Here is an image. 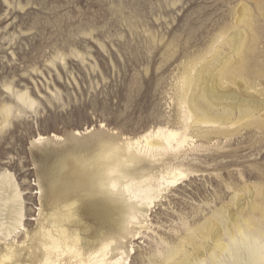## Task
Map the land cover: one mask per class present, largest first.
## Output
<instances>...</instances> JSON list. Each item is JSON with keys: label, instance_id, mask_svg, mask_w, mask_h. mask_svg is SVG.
<instances>
[{"label": "rangeland", "instance_id": "rangeland-1", "mask_svg": "<svg viewBox=\"0 0 264 264\" xmlns=\"http://www.w3.org/2000/svg\"><path fill=\"white\" fill-rule=\"evenodd\" d=\"M243 62L241 77L222 79ZM205 70L204 86L225 96L218 103L234 105L229 133L208 141L195 137L206 127L191 130L192 150L144 162L152 175L172 165L188 177L164 192L143 228L128 227L126 264H157L211 219L225 230L226 218L264 204V0H0V110L11 108L7 127L0 115V177L13 176L24 216L10 238L0 232V256L16 254L5 263L39 264L31 256L43 215L80 178L81 200L63 223L81 247L116 224L125 230L124 203L98 185L116 174L110 147L159 127L182 130L186 77ZM25 93L33 107L17 99ZM244 104L260 112L244 116Z\"/></svg>", "mask_w": 264, "mask_h": 264}, {"label": "bare ground", "instance_id": "bare-ground-1", "mask_svg": "<svg viewBox=\"0 0 264 264\" xmlns=\"http://www.w3.org/2000/svg\"><path fill=\"white\" fill-rule=\"evenodd\" d=\"M244 65L243 62L236 68L226 66L222 79L229 80L227 77L230 75L241 77L245 73ZM205 73L206 70L195 78H192L190 74L186 77V86L182 89L181 98L182 109L185 110L182 130L159 127L140 135L133 141L130 140L123 149L110 147L107 158L113 166L108 169V172L116 174L109 175L98 185L102 194L111 195L114 202L124 203L119 210L123 219L130 218L125 230L122 224H116L112 227L113 229L111 228L113 232L102 233L99 239L97 238L85 248L81 247L79 237L70 233L63 223L69 217L65 216L64 209L81 200L80 191L83 180L80 178L79 182L73 186L67 200L53 202L50 213L43 215L38 236L34 238V245L40 254H38L40 259L36 253L32 254L31 257L35 262L59 264L57 262L61 257H70L76 264H126L127 261L129 262L128 258L133 253V249L125 250L124 241L125 235L128 234V227L140 225V228H143L142 219L148 216L150 209L160 201L164 192L170 187L181 185L182 181L188 177L181 167L165 164L158 176L152 175L150 171H142L144 162L149 158V161L156 163L163 160H158V157L167 156L168 158L171 154L177 155L186 151L187 146L192 147L194 137L190 134L191 130L199 132L206 127L208 130L205 133L202 132V135L197 133L195 137L208 141L212 140L213 135L220 137L229 133L227 129L231 126L234 105L218 103L223 101L225 96L207 86ZM205 84L207 87L204 86ZM17 99L30 107H33L35 103L27 93L18 95ZM10 109L9 106H4L0 110L6 127ZM251 109V104L241 106L244 116H254L260 112V109ZM45 140L47 139L40 137L37 143ZM168 159L171 160V158ZM81 172L85 174L86 171L81 170ZM0 203L5 207L0 210V232L6 238H10L23 226L24 217L21 197L11 174H3L0 177ZM251 211L245 216L229 214L230 217L224 221L225 230L220 229L219 218L211 219L208 224L196 231L193 238V235L191 238L187 235L190 239L186 237L182 240L186 246L177 247L167 256L162 257L157 264H206L205 254L198 247V241L200 244H206L203 241L207 240L211 241V245H207L206 253L209 254L213 264H264V204L261 203L256 207L253 205ZM188 247L196 250L195 255L189 254ZM11 251L10 248L7 252L8 256H0V264H6L5 261L16 257V254ZM15 264L19 262L15 260Z\"/></svg>", "mask_w": 264, "mask_h": 264}]
</instances>
